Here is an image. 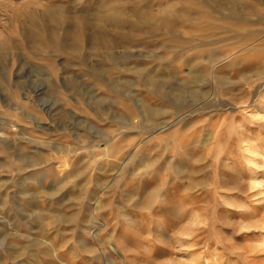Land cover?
<instances>
[{"label":"rangeland","instance_id":"1","mask_svg":"<svg viewBox=\"0 0 264 264\" xmlns=\"http://www.w3.org/2000/svg\"><path fill=\"white\" fill-rule=\"evenodd\" d=\"M263 163L264 0H0V264H264Z\"/></svg>","mask_w":264,"mask_h":264},{"label":"bare ground","instance_id":"2","mask_svg":"<svg viewBox=\"0 0 264 264\" xmlns=\"http://www.w3.org/2000/svg\"><path fill=\"white\" fill-rule=\"evenodd\" d=\"M263 165H264V163H263ZM260 184L264 185V178H263V181L260 182ZM248 189H249V187L247 185H244L243 183H240V182L236 185L229 187V190H232V192L229 194V196H227L228 201L226 200V202H225V203L228 202L227 203L228 207L225 209H226V211L229 212V214L233 215L234 214L233 211L239 212L240 210H244V209L248 210V208H250V206L253 205L255 201L259 202V201H257V200H259L258 198L252 199L253 196L258 195V192L249 195L246 192V190H248ZM173 202H174L173 199H168V200L166 199L164 205L166 204L167 206H169ZM238 214H241V213H238ZM239 217H242V218L245 217L248 220H254L256 222L261 221L264 223V213H253L252 214V213H250V212L248 213V211H246L245 214L239 215ZM193 222H194V224H191L190 226H188L186 228L185 234H186V236H188V238H184V237L181 239L179 238L177 241L173 240L169 244H167V249H166L167 252L174 251L175 248L178 246L184 247V249L186 251V255L184 254L186 257L184 259H176L175 261L173 260L171 262V264H215L217 262L219 264H222V260H219V258H221V256L224 255L223 251L217 252V250H216L212 253H206V255H204V252L199 249V247L197 246V242H196L197 238H195V236L197 235V232L200 229L199 225L202 221H196V222L193 221ZM251 224H250V226H251ZM255 225H254V227H255ZM258 225H256V226H258ZM263 231H264V229H263ZM155 236L157 238H161V239L167 238L165 231H163V229H161V228L160 229L155 228ZM210 244L213 246H216V247L218 246V243L214 242V241H212Z\"/></svg>","mask_w":264,"mask_h":264}]
</instances>
